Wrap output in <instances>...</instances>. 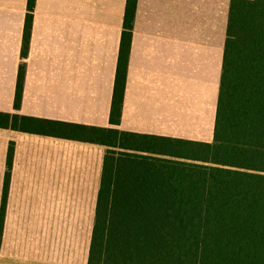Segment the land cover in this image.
<instances>
[{
	"label": "crops",
	"instance_id": "0c3cea01",
	"mask_svg": "<svg viewBox=\"0 0 264 264\" xmlns=\"http://www.w3.org/2000/svg\"><path fill=\"white\" fill-rule=\"evenodd\" d=\"M125 5L35 0L22 56L27 0H0V112L211 143L230 0H136L114 124L109 116ZM10 142L3 222L7 211L22 209L40 211L44 226L86 227L76 245L63 243L55 252L59 260L46 264H87L105 147L0 128V205Z\"/></svg>",
	"mask_w": 264,
	"mask_h": 264
},
{
	"label": "trees",
	"instance_id": "16d2710c",
	"mask_svg": "<svg viewBox=\"0 0 264 264\" xmlns=\"http://www.w3.org/2000/svg\"><path fill=\"white\" fill-rule=\"evenodd\" d=\"M34 3L27 0L22 56ZM135 5L126 0L109 116L114 124ZM0 128L105 147L87 264H264V0H230L211 143L7 112H0ZM12 154L10 142L0 237Z\"/></svg>",
	"mask_w": 264,
	"mask_h": 264
},
{
	"label": "rangeland",
	"instance_id": "374dc122",
	"mask_svg": "<svg viewBox=\"0 0 264 264\" xmlns=\"http://www.w3.org/2000/svg\"><path fill=\"white\" fill-rule=\"evenodd\" d=\"M7 213L0 241V264L54 263L60 258L55 252L61 251L63 243L76 245L85 235L86 227L42 225L38 210L21 209ZM66 239L69 241L62 242Z\"/></svg>",
	"mask_w": 264,
	"mask_h": 264
}]
</instances>
